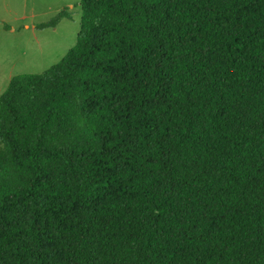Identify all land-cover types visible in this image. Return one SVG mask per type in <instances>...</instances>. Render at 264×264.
Returning a JSON list of instances; mask_svg holds the SVG:
<instances>
[{"label": "trees", "instance_id": "1", "mask_svg": "<svg viewBox=\"0 0 264 264\" xmlns=\"http://www.w3.org/2000/svg\"><path fill=\"white\" fill-rule=\"evenodd\" d=\"M80 8L0 96V264H264V0Z\"/></svg>", "mask_w": 264, "mask_h": 264}, {"label": "rangeland", "instance_id": "2", "mask_svg": "<svg viewBox=\"0 0 264 264\" xmlns=\"http://www.w3.org/2000/svg\"><path fill=\"white\" fill-rule=\"evenodd\" d=\"M81 0H0V96L12 78L42 74L56 65L76 43ZM67 9L71 19L43 31L35 26Z\"/></svg>", "mask_w": 264, "mask_h": 264}]
</instances>
